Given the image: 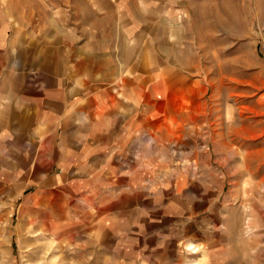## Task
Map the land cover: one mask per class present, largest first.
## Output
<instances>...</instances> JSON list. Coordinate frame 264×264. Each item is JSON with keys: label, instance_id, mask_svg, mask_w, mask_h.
<instances>
[{"label": "crops", "instance_id": "1", "mask_svg": "<svg viewBox=\"0 0 264 264\" xmlns=\"http://www.w3.org/2000/svg\"><path fill=\"white\" fill-rule=\"evenodd\" d=\"M177 11L170 8V19ZM11 25L24 27L17 17ZM18 37L16 32L8 48L17 59ZM170 43L166 50H176ZM46 51L42 45L33 52L30 67L39 74L25 86L19 85L25 77L16 71L17 59L0 74V264L155 257L176 202L182 216L194 220L192 164L198 156L203 169L209 162L194 154L195 137L205 130L202 114L178 111L172 103L179 82L192 86L177 70L189 65H179L173 54L160 58L158 93L170 94L165 102L175 120L161 126L157 107L147 110L142 99L145 70L128 71L122 62L101 69L87 43L64 42L56 53L49 48L48 66ZM178 159L184 163L173 166ZM208 183L202 195H209Z\"/></svg>", "mask_w": 264, "mask_h": 264}, {"label": "rangeland", "instance_id": "2", "mask_svg": "<svg viewBox=\"0 0 264 264\" xmlns=\"http://www.w3.org/2000/svg\"><path fill=\"white\" fill-rule=\"evenodd\" d=\"M172 6L176 19L169 16ZM15 17L24 27L12 29ZM16 32L18 59L8 49ZM0 36V74H8L17 59L22 86L39 74L30 67L33 52L44 45L48 66L49 48L56 53L64 42L94 46L101 69L122 62L128 71L145 70L142 99L147 110L157 107L161 126L175 120L165 102L170 94L158 93L160 58L173 54L179 65L188 64L177 70L192 86L179 82L172 103L204 120L194 154L207 155L209 162L203 169L198 156L192 164L194 220L182 216L176 202L162 251L151 260L115 258L113 264H264V0H0ZM171 41L176 50H166ZM183 163L178 159L173 166ZM207 181L210 193L202 195ZM43 264L103 262L67 257Z\"/></svg>", "mask_w": 264, "mask_h": 264}]
</instances>
